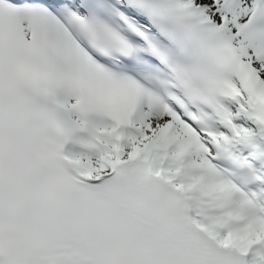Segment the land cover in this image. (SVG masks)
I'll list each match as a JSON object with an SVG mask.
<instances>
[{
    "label": "snow or ice",
    "instance_id": "6c2138e0",
    "mask_svg": "<svg viewBox=\"0 0 264 264\" xmlns=\"http://www.w3.org/2000/svg\"><path fill=\"white\" fill-rule=\"evenodd\" d=\"M0 264H264V0H0Z\"/></svg>",
    "mask_w": 264,
    "mask_h": 264
}]
</instances>
